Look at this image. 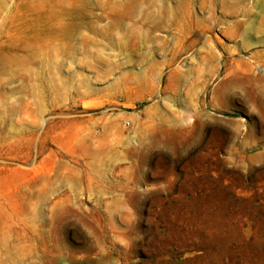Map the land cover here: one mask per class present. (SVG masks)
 Returning a JSON list of instances; mask_svg holds the SVG:
<instances>
[{"label": "rangeland", "instance_id": "rangeland-1", "mask_svg": "<svg viewBox=\"0 0 264 264\" xmlns=\"http://www.w3.org/2000/svg\"><path fill=\"white\" fill-rule=\"evenodd\" d=\"M0 264H264V0H0Z\"/></svg>", "mask_w": 264, "mask_h": 264}]
</instances>
